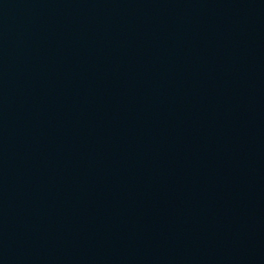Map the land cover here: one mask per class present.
<instances>
[{
    "label": "water",
    "instance_id": "obj_1",
    "mask_svg": "<svg viewBox=\"0 0 264 264\" xmlns=\"http://www.w3.org/2000/svg\"><path fill=\"white\" fill-rule=\"evenodd\" d=\"M0 264H264V0H0Z\"/></svg>",
    "mask_w": 264,
    "mask_h": 264
}]
</instances>
